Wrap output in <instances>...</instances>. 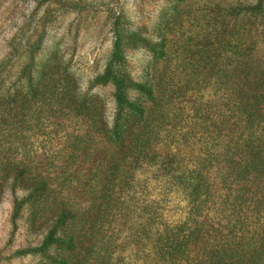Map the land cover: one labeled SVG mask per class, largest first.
<instances>
[{
    "label": "rangeland",
    "instance_id": "374dc122",
    "mask_svg": "<svg viewBox=\"0 0 264 264\" xmlns=\"http://www.w3.org/2000/svg\"><path fill=\"white\" fill-rule=\"evenodd\" d=\"M262 7L264 0H0V98L20 94L18 123L23 130V135L10 137L0 119V178L5 177L1 164L7 162L44 170L55 204L34 225L31 208L16 207L28 191L14 195L12 184L0 186V264H149L139 232L144 208L170 193L161 187L146 193L143 182L134 185L131 179H152L154 167L165 162L156 178L177 169L184 176L208 159L210 126L205 119L219 114L225 97V74L215 76L219 66H213L214 57H236L244 43L237 38L246 39L240 54L249 55L245 49L252 41L264 48ZM117 33L122 36L123 69L168 99V116L153 147L157 165H135L136 176L129 165L123 166V182L117 186V196L122 195L103 237L96 236L93 225L88 247L53 245L45 254L28 253L41 246L58 209L75 213L82 225L95 219L96 183L114 168L113 159L107 158L112 149L107 138L96 133V104L110 124L114 88L98 78ZM141 40L161 42L164 56L152 54ZM200 41L206 44L203 52L197 47ZM29 77L39 88L38 97L27 94ZM130 97L145 101L135 92ZM25 101L30 108L23 109ZM174 200L179 206L171 207L179 214L186 204L182 195ZM172 214L171 220L177 218ZM209 216L206 211L204 219ZM66 226L58 237L74 230L71 223Z\"/></svg>",
    "mask_w": 264,
    "mask_h": 264
},
{
    "label": "trees",
    "instance_id": "16d2710c",
    "mask_svg": "<svg viewBox=\"0 0 264 264\" xmlns=\"http://www.w3.org/2000/svg\"><path fill=\"white\" fill-rule=\"evenodd\" d=\"M263 10L264 7L261 8ZM141 41L152 54L164 56L161 42ZM236 41L244 42L236 50V57L231 54L221 60L214 57L217 62L213 66H219L215 76L218 72L225 74L224 83H221L225 97L219 114L205 119L210 126L207 133L210 141L207 145L210 146L208 159L198 167L186 170L184 176L177 173L179 169H172L173 173L169 174L167 168L163 169L168 176L161 175L158 179L156 175L167 162L155 163L153 147L168 116L164 107L168 99L165 95H157V87L154 89L151 85L135 82L123 69L122 36L116 34L110 60L103 75L98 78L101 84L111 83L114 88L115 113L110 124L103 107L100 109L96 104V133L107 138L112 149L111 153L107 151L103 155L106 159L110 153L107 158L113 159L114 168L110 176L96 183L95 219L82 225L75 219V213L65 208L58 209L56 220L41 246L27 250L28 253L45 254L53 245L73 248L77 244H86L85 247H88L86 240L94 234L90 232L93 225H96V236L103 237L107 233L104 225L114 215L113 205L122 195L119 192L117 196V186L123 182V166L129 165L133 169L132 175L136 176L135 165L142 168L157 165L154 167L157 169L153 173L154 178L131 179L135 181L134 185L143 182L146 193L158 187L170 193L165 192L158 196L159 199L146 202L144 208L146 217L139 232L149 264H152L151 261L153 264H264V53L253 52L255 48H264L252 41L245 49L249 55H243L240 50L246 39L237 38ZM205 45L204 41H200L197 47L203 52ZM49 68L51 66L46 70ZM27 82V94L31 98L38 97L39 88L30 77ZM131 92L143 96L145 101H133ZM20 97V94L9 92L0 98L3 131L10 137L17 133L23 135L18 123ZM22 107L30 108L28 101L23 102ZM99 140L97 136L96 143ZM1 165L5 177L0 178V186L12 184L14 195L20 190L28 191L16 207L18 211L30 207L35 225L42 213L51 211L55 206L44 170H30L22 161ZM181 195L186 206H182V212L177 214L171 205H179L172 200ZM206 211H210V216L204 219ZM170 213L177 218L171 220L168 217ZM182 217L185 218L182 220ZM68 222L74 230L68 232L70 234L65 231L64 238L58 237L57 232L66 225L67 230ZM27 251L22 253L28 254Z\"/></svg>",
    "mask_w": 264,
    "mask_h": 264
}]
</instances>
